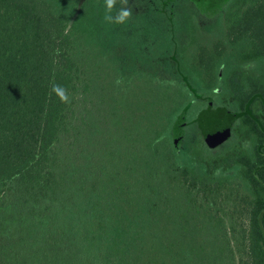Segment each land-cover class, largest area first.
I'll return each mask as SVG.
<instances>
[{
    "label": "trees",
    "instance_id": "trees-1",
    "mask_svg": "<svg viewBox=\"0 0 264 264\" xmlns=\"http://www.w3.org/2000/svg\"><path fill=\"white\" fill-rule=\"evenodd\" d=\"M222 8L153 66L104 0H0V264H216L227 191V255L264 264V0Z\"/></svg>",
    "mask_w": 264,
    "mask_h": 264
},
{
    "label": "rangeland",
    "instance_id": "rangeland-1",
    "mask_svg": "<svg viewBox=\"0 0 264 264\" xmlns=\"http://www.w3.org/2000/svg\"><path fill=\"white\" fill-rule=\"evenodd\" d=\"M226 1L188 0V2L180 3V10L174 18L175 27L170 26L167 21L162 20L161 16L151 11L140 15L132 14L131 23L133 31L136 33L135 37L137 38H132L131 42L138 41L140 45L138 44V47L130 45L127 51L133 53L137 48V53L147 56L153 66H157L158 63L162 65L163 60L161 56L167 44L176 42L183 46L189 43L195 45L196 42L200 41V38L203 39L201 40L203 42H210L213 36L219 32L220 16L218 12L223 10L222 7L226 4ZM206 56H212L211 52L208 51ZM176 131L178 142H181L183 131ZM195 135L196 132L193 129L190 130L188 139L195 140ZM225 198L229 200L234 199L229 191L225 192L224 197L218 198L211 211L212 216L219 223L217 225V232L220 236L218 248L219 251L223 250L221 253L223 256L221 255L222 257L218 258L219 261L216 264H232L230 257L227 255L229 248L223 236H226L231 225L229 219L233 216L231 210L233 201L229 203L226 201L224 203L223 200L225 201Z\"/></svg>",
    "mask_w": 264,
    "mask_h": 264
},
{
    "label": "clouds",
    "instance_id": "clouds-1",
    "mask_svg": "<svg viewBox=\"0 0 264 264\" xmlns=\"http://www.w3.org/2000/svg\"><path fill=\"white\" fill-rule=\"evenodd\" d=\"M120 3L121 7L116 8L117 3ZM129 0H104L105 7V21L114 24H124L132 16V8L128 6ZM122 81L117 80L116 83L119 84ZM52 93L57 96L63 104L71 103V97L68 94V90L62 85L53 84Z\"/></svg>",
    "mask_w": 264,
    "mask_h": 264
},
{
    "label": "flooded vegetation",
    "instance_id": "flooded-vegetation-1",
    "mask_svg": "<svg viewBox=\"0 0 264 264\" xmlns=\"http://www.w3.org/2000/svg\"><path fill=\"white\" fill-rule=\"evenodd\" d=\"M135 8L140 9L141 13L154 12L155 14H165L174 18L180 10L181 0H134Z\"/></svg>",
    "mask_w": 264,
    "mask_h": 264
}]
</instances>
